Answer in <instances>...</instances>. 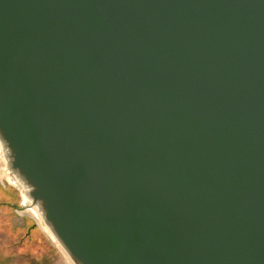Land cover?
<instances>
[{"label":"water","instance_id":"obj_1","mask_svg":"<svg viewBox=\"0 0 264 264\" xmlns=\"http://www.w3.org/2000/svg\"><path fill=\"white\" fill-rule=\"evenodd\" d=\"M0 138L76 264H264V0H0Z\"/></svg>","mask_w":264,"mask_h":264},{"label":"rangeland","instance_id":"obj_2","mask_svg":"<svg viewBox=\"0 0 264 264\" xmlns=\"http://www.w3.org/2000/svg\"><path fill=\"white\" fill-rule=\"evenodd\" d=\"M4 173L0 160V264H70L22 205V192Z\"/></svg>","mask_w":264,"mask_h":264},{"label":"bare ground","instance_id":"obj_3","mask_svg":"<svg viewBox=\"0 0 264 264\" xmlns=\"http://www.w3.org/2000/svg\"><path fill=\"white\" fill-rule=\"evenodd\" d=\"M7 149L5 148V144L0 138V153H1V161L3 163V170H5L4 175L7 176V179L10 180L18 189L22 192L23 197V206L27 207V211L30 212L35 219L38 221V223L41 225L42 230L47 233V235L51 238L52 241H54L65 253L68 261L70 264H76L72 258L67 254V252L63 249L60 242L56 238L55 234L51 230V228L47 225L45 222V218L43 213L41 212L40 206L38 203H35L34 200L30 197V189L26 185L25 180L19 175L16 171L15 173H12L8 168V158L6 155ZM21 202V201H20ZM25 214V213H24ZM29 214V213H28Z\"/></svg>","mask_w":264,"mask_h":264}]
</instances>
